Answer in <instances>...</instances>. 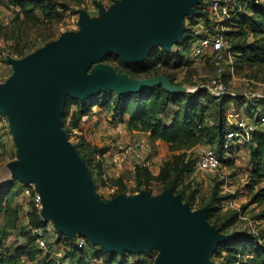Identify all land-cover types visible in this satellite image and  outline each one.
<instances>
[{"label": "water", "instance_id": "water-1", "mask_svg": "<svg viewBox=\"0 0 264 264\" xmlns=\"http://www.w3.org/2000/svg\"><path fill=\"white\" fill-rule=\"evenodd\" d=\"M200 0H121L98 17L82 10L78 32L23 60H12L14 75L0 85V115L5 116L18 147L11 173L34 183L42 198L41 217L74 240L84 236L107 253L161 252L154 264H213L226 240L208 221V210L193 211L167 189L153 197L142 191L105 203L96 192L86 162L62 130L67 99L85 100L105 90L119 95L147 91L139 81L103 64L109 56L126 63L145 60L153 47L166 51L185 33V17L197 16ZM170 92L186 88L151 85Z\"/></svg>", "mask_w": 264, "mask_h": 264}, {"label": "rangeland", "instance_id": "rangeland-1", "mask_svg": "<svg viewBox=\"0 0 264 264\" xmlns=\"http://www.w3.org/2000/svg\"><path fill=\"white\" fill-rule=\"evenodd\" d=\"M116 1L121 0H83L82 3L56 1L57 4H63L67 8L62 10L59 6L64 14V20L60 23L34 26L15 25V11L18 7L14 0H0V84L14 75L12 60L27 58L48 43L59 40L64 33L78 32L81 11L89 12V4L101 5L109 11ZM200 1L202 3L203 0ZM251 1L264 3V0ZM201 3L195 6V9L197 16L199 12L203 13V18L185 17L186 30L183 37L190 28V34L194 35L196 40L197 31L208 28L209 19L206 21L204 19L208 13L205 10V4L201 5ZM239 6L242 9V5L239 4ZM245 7L246 5H243V8ZM90 15L99 16L98 12L90 13ZM191 23L196 28H192ZM183 37L170 51H166L161 45L153 47L149 56L153 55L157 58L156 64L152 70L138 75V78L127 73L125 65L128 63L121 57H106L103 64L135 79L165 77L173 85L186 88L182 92H195L197 88L203 87L201 89L207 93L202 96V102L207 106L203 125L211 133L212 138L209 143L188 152L187 158L176 157L170 152L166 143L150 142L147 136L132 131L126 121H119L112 111L99 106H95L91 114L79 121L78 127L75 128L74 113L78 111V107L73 103L68 106L66 103L68 117L61 119L62 130L68 141L76 147L79 156L86 162L95 190L105 203L119 195L135 196L142 191H148L156 198L167 189H172L174 195L180 196L184 204L189 205L193 211L206 208L209 222V212L212 209V222L218 226L211 222L210 224L227 237L224 242L228 241L236 245L241 244L240 241L248 240L250 236L257 237L261 244L258 249L264 251V204H252L247 190V184L250 181L251 148L224 147L226 129L236 120V117L264 116V65L241 63L239 59H235L230 51L231 46L236 40H243V36L225 37V60L221 65V71L213 56L204 59L195 58L192 54L195 40L189 47L184 48ZM249 40L253 41V38ZM18 51L23 54L19 55ZM159 63L162 65H158ZM214 80L225 86V94L219 96L210 91V87L214 89L212 85ZM113 117H116L115 121ZM136 138H142L148 148L138 154L134 152L130 158H123L116 162V157L130 151ZM209 148L222 154V165L216 172H201L197 169V161L201 153ZM16 160H18L17 144L10 131L9 123L2 119L0 122V191L13 186L12 190L16 194L15 207L19 211V220L14 230L5 229V215L3 212L0 215V252L6 261L5 264H10L8 257L14 255L18 247H28L26 235L32 231L28 216L31 201H27L29 206L24 209L22 204L25 200L20 194L22 186L11 173L10 165ZM188 161L195 163L189 166ZM137 167H145L153 175L149 181L145 178L142 180L143 183L145 181L149 183L147 189L144 185L137 187ZM162 171H166V180L160 177ZM175 182L177 186L174 190L171 185ZM112 189H115V192H112ZM117 191L121 194L117 195ZM188 197L194 200L193 207L188 202ZM47 228L48 247L43 250L37 246L40 251L34 260L29 261L27 256L23 257L26 264H47L49 261L60 264H105L97 255V253L106 252L101 246L89 242L87 253L83 254L74 249V246L66 240V235L59 232L54 223L49 221ZM160 252L159 249H153L141 253L124 251L116 255L119 258L126 257L128 264L150 260L155 263ZM214 255L215 253L211 258L213 264L217 262L214 260ZM233 257L231 255L230 261L234 260Z\"/></svg>", "mask_w": 264, "mask_h": 264}, {"label": "trees", "instance_id": "trees-1", "mask_svg": "<svg viewBox=\"0 0 264 264\" xmlns=\"http://www.w3.org/2000/svg\"><path fill=\"white\" fill-rule=\"evenodd\" d=\"M60 0H14L18 7L15 11V25H34L39 26L44 23H60L64 20V14L60 11L67 10L63 4H57ZM69 2L82 3L83 0H63ZM231 16L222 23L226 30L223 31L225 37L243 36V40L234 42L231 46V53L235 59L241 63L264 65V3L251 0H233ZM203 2L201 3V5ZM242 5V9L239 6ZM243 5H246L243 8ZM60 6V7H59ZM203 13L198 14L196 18H203ZM208 17V18H207ZM204 18L205 21L209 19ZM192 24V23H191ZM209 24V23H208ZM194 28V25H191ZM190 28L187 29L183 37L182 46L189 47L195 40V36L190 34ZM198 35H196L197 37ZM253 41H250V38ZM18 54H23L18 51ZM180 54V53H179ZM157 58L150 55L142 63L126 64L125 69L130 76L143 74L152 70L156 64ZM158 65H162L159 63ZM236 66V65H235ZM203 87L197 88L195 92H170L162 86L154 87L147 91L129 92L118 95L116 92L106 90L85 100L67 99V106L70 103L77 105L78 111L74 113L75 128L79 121L87 117L93 111L95 106L112 111L121 122L126 121L130 129L134 132L145 133L149 135L152 143L163 142L169 147L171 153L176 157L187 158L188 152L193 151L200 145L209 143L212 136L210 131L204 127V115L207 106L202 102V96L207 94ZM252 116V115H250ZM68 117V109L65 108L63 118ZM116 117H113L115 121ZM1 121V116H0ZM228 128L225 132V140ZM226 144V143H225ZM225 147V145H224ZM250 153V181L247 184V190L252 204H264V131H258L254 135ZM218 152V151H217ZM223 161V156L220 152ZM194 161H188L189 166L194 165ZM138 177L136 178L137 187L149 186V183L142 182L143 178L148 181L153 178L152 173L147 168L137 167ZM160 177L166 180V171H162ZM176 189L177 182L171 185ZM13 186L0 191V215H5V229L14 230L19 220V211L15 207L16 194L12 190ZM22 191V189H21ZM20 191V194L22 193ZM121 194L120 191L116 192ZM116 195V196H117ZM188 202L194 206L192 197H188ZM41 211L31 204V210L28 213L31 230L36 228H46L47 221L41 217ZM212 209L209 212L210 222H212ZM32 231L27 233L28 247H18L14 255L8 257L10 264H26L23 257L27 256L32 261L39 254L37 249L36 236ZM66 238V237H65ZM76 251L87 253L86 248H79L76 240L69 241ZM242 242V243H241ZM241 244H231L228 241L223 242L215 251V264H264V251H260L261 244L257 237H252L246 241H240ZM36 244V245H35ZM89 244V242H88ZM0 252V264L6 261ZM98 257L103 259L105 264H128L126 257H118L116 254L106 252L97 253ZM233 255L234 260L230 261ZM230 256V257H229ZM47 264H60L49 261ZM138 264H154L153 260L140 261Z\"/></svg>", "mask_w": 264, "mask_h": 264}, {"label": "built area", "instance_id": "built-area-1", "mask_svg": "<svg viewBox=\"0 0 264 264\" xmlns=\"http://www.w3.org/2000/svg\"><path fill=\"white\" fill-rule=\"evenodd\" d=\"M202 2L205 4V10L209 16V26L202 31H197L196 35L198 36L193 42L192 54L197 59H204L213 56L216 65H218L219 71H221V65L225 60L224 54L226 51V39L223 33V31L226 30V27H224L222 23L230 18L234 1L203 0ZM88 10L89 13L98 12L99 6L91 3L88 5ZM212 85L214 89L210 87V91L214 92L213 94L221 96L226 93L225 86L218 83L217 80H214ZM0 116V122H2V119L8 122L5 116ZM262 130L264 131V116L236 117V120L228 127L225 148H228L229 146L249 147L253 142L254 135ZM147 148L148 145L142 138H136L130 151L123 153L118 158L116 157L115 161L118 162L123 158H130L134 152H137L138 154ZM221 165L222 159L220 154L213 148L204 150L197 161V169L201 172H216ZM20 186H22L21 196L25 200L22 204L24 209L28 208L29 205L27 204V201L30 200L31 204H34L41 211L43 207L42 198L37 192L36 185L34 183H20ZM112 192H115V189H112ZM47 230V227L36 228L33 230L39 249L45 250L48 247L49 242ZM74 240H76L79 248H86L88 246V240L82 235H77Z\"/></svg>", "mask_w": 264, "mask_h": 264}, {"label": "bare ground", "instance_id": "bare-ground-1", "mask_svg": "<svg viewBox=\"0 0 264 264\" xmlns=\"http://www.w3.org/2000/svg\"><path fill=\"white\" fill-rule=\"evenodd\" d=\"M160 81H163L167 86L174 87L173 85H170L167 81H165L163 78H156V79L139 81V84L137 86L149 90V89H151L152 84H154L156 82H160Z\"/></svg>", "mask_w": 264, "mask_h": 264}, {"label": "crops", "instance_id": "crops-1", "mask_svg": "<svg viewBox=\"0 0 264 264\" xmlns=\"http://www.w3.org/2000/svg\"><path fill=\"white\" fill-rule=\"evenodd\" d=\"M141 134V133H140ZM144 136H147V138H149L148 134L142 133ZM150 140V139H149ZM151 142V141H150ZM160 143V142H159Z\"/></svg>", "mask_w": 264, "mask_h": 264}]
</instances>
